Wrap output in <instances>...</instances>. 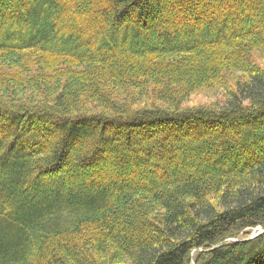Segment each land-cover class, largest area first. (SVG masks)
I'll return each mask as SVG.
<instances>
[{
    "label": "trees",
    "instance_id": "trees-1",
    "mask_svg": "<svg viewBox=\"0 0 264 264\" xmlns=\"http://www.w3.org/2000/svg\"><path fill=\"white\" fill-rule=\"evenodd\" d=\"M16 5L0 69L48 64L31 83L59 79L52 100L22 102L23 76L0 70V264H103L114 251L132 264H264V73L245 58L264 45V0ZM231 67L249 80L221 108L182 105ZM244 175L223 209L207 197Z\"/></svg>",
    "mask_w": 264,
    "mask_h": 264
},
{
    "label": "rangeland",
    "instance_id": "rangeland-1",
    "mask_svg": "<svg viewBox=\"0 0 264 264\" xmlns=\"http://www.w3.org/2000/svg\"><path fill=\"white\" fill-rule=\"evenodd\" d=\"M16 9H18L16 5V0H2L0 2V23H11L13 21H15V23H19V21L15 20L16 18L13 19L11 15V12L16 11ZM248 22L249 21L246 20L245 23L247 24ZM248 25H250V23ZM4 30L5 28L2 30V32H4ZM247 55H248V59L247 57H245L246 60L248 61L246 63V66L247 65L251 66L252 68L259 70L261 73H264V45H262V47L261 46L255 47L249 53H247ZM10 61L12 62V63L10 62L11 65H8L6 63L8 66L5 64V66L7 67L6 68L4 67L3 70L2 69L0 70L1 71H5V69L6 71L8 70L9 71L7 72L8 75L14 74L17 76H23L22 77L23 83L21 84V86H19V92L17 93V98L20 101L24 102L26 101L27 98H31L32 101L35 102L42 101L43 98L52 100V97H54V94L56 93V91L54 92V87L57 86V83L55 84V82H58L59 78L55 81L54 79H46L48 81L39 80L41 78V75L39 73L41 72L48 73V71L46 70L50 68L49 67L50 65L48 64H44L43 66L41 65L42 68H39V66L37 67L33 66L29 70H25L22 69L23 65H20L21 63H15L12 59H10ZM77 68L81 69L82 67L80 65H77ZM25 71L27 72L26 76L22 74L25 73ZM55 71H58V69H56ZM37 77H39L38 79L39 82L38 83L35 82L34 84H32L30 80H33L32 78L37 79ZM68 77L66 78L68 79ZM12 78H17V77L12 76ZM66 78H62L61 83H63L64 80H67ZM248 80H249V74L244 70L234 69L232 67L222 68V70H220L218 78L215 79V81H213L212 83H210V85H208L207 87H200L196 91L191 92L190 94L185 95L184 97L180 96V99L183 102L182 103L183 106L204 105L205 107L221 108L224 105L225 101L227 100L229 93L235 91L236 85L239 83L247 82ZM8 82L9 81L7 80L6 83L0 85V97L4 96L3 87L9 85ZM150 87L152 88V86ZM34 89H39V91H36ZM150 91L152 90L150 89ZM150 94L151 93L149 94L146 93V95L140 96V101L142 102V104L146 101L149 102L150 100H153V96ZM158 103H160L161 106L166 105L162 102H158ZM239 159L240 162L241 160L242 161L244 160V158L242 159L239 158ZM226 182L227 183L224 186L220 187L221 189L218 188L216 190L214 189L210 191L209 195L207 196L210 199V201L217 206L219 210L223 209L224 207L223 205L225 204L222 198L224 193L227 192L232 194L233 192L237 191V189H239V187L241 186L248 187L249 185H251L250 178L247 175H244L240 178L237 176L233 180H227ZM149 211L151 213L150 214L151 217H157L158 219L164 213L163 208L157 204H153V206L150 204ZM262 231L263 230L260 228L253 230L252 235L250 236L253 237L258 233H261ZM110 248L112 247L111 246L105 247L106 252H108V254H110V252L107 249ZM112 250L113 249H111V252H113ZM110 256H107V260L104 259L103 264H132L130 259L127 258L125 255L121 254V252L119 251L116 252L114 251V255L110 254Z\"/></svg>",
    "mask_w": 264,
    "mask_h": 264
},
{
    "label": "water",
    "instance_id": "water-1",
    "mask_svg": "<svg viewBox=\"0 0 264 264\" xmlns=\"http://www.w3.org/2000/svg\"><path fill=\"white\" fill-rule=\"evenodd\" d=\"M261 233H262V232H261ZM261 233H258L257 235H254L252 238H255V237L259 236Z\"/></svg>",
    "mask_w": 264,
    "mask_h": 264
}]
</instances>
